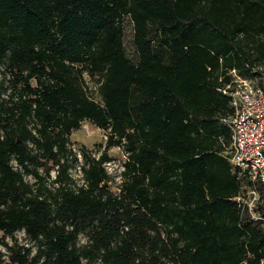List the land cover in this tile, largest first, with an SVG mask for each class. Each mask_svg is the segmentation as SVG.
I'll list each match as a JSON object with an SVG mask.
<instances>
[{
    "label": "trees",
    "instance_id": "trees-1",
    "mask_svg": "<svg viewBox=\"0 0 264 264\" xmlns=\"http://www.w3.org/2000/svg\"><path fill=\"white\" fill-rule=\"evenodd\" d=\"M262 60L264 0H0L13 76L4 96L0 83V264H264L251 214L264 215V189L229 161L219 90ZM84 121L106 140L79 159L69 136ZM112 146L126 154L116 192ZM249 187L252 212L233 199ZM21 229L33 253L4 242Z\"/></svg>",
    "mask_w": 264,
    "mask_h": 264
},
{
    "label": "built area",
    "instance_id": "built-area-1",
    "mask_svg": "<svg viewBox=\"0 0 264 264\" xmlns=\"http://www.w3.org/2000/svg\"><path fill=\"white\" fill-rule=\"evenodd\" d=\"M230 73L232 79L219 88L227 96L231 110L225 119L231 131L229 161L264 189V72H260L261 81L257 83L243 78L234 69ZM233 199L241 209L246 207L252 212L259 194L255 188L249 187ZM251 214L264 224V215Z\"/></svg>",
    "mask_w": 264,
    "mask_h": 264
},
{
    "label": "rangeland",
    "instance_id": "rangeland-1",
    "mask_svg": "<svg viewBox=\"0 0 264 264\" xmlns=\"http://www.w3.org/2000/svg\"><path fill=\"white\" fill-rule=\"evenodd\" d=\"M131 25L130 22L125 19L123 21V41L124 45L127 51L132 50L131 46ZM260 67L258 70L260 72H264V60L260 61ZM9 63L7 62H0V83L2 82V87L7 86L9 87L5 92H2L1 95L7 94L12 88L10 86V80L13 76L9 70ZM85 81L87 83V86L90 91H92V94L94 95V98L99 100L98 94H97V83L94 78H89L87 73H83ZM242 76V75H240ZM260 75L250 77L246 76L243 77L252 83H257L259 82ZM261 81V80H260ZM31 83H34V80L31 79ZM1 90V87H0ZM70 146L71 148L76 151V153L79 155L78 158L80 159V153L79 149L80 147H85L87 148V151L97 157L100 154V151L103 149V145L105 144L106 140V132L102 130L101 128H98L94 126L93 124L84 121L81 124V127L78 130L73 131L70 136ZM228 149V148H227ZM228 152V150H226ZM107 154L111 157V160L106 161L103 163L105 169L107 172L112 176V179L110 181L111 189L113 191H117V184L120 182V171L122 170V163L126 158L125 151L122 146H112L107 150ZM80 161V160H79ZM12 165L15 167L16 164L14 160L11 161ZM39 173L43 174L44 171L42 168H39ZM70 173L72 177L77 179V182L80 183L81 181L79 180L80 177V171H79V163H77L75 166L71 167ZM54 175V172H50V176L52 177ZM24 179L27 180L28 182H33L34 179L31 175H26L24 176ZM2 233L0 232V239H1ZM85 237L84 235L79 236V243L84 242ZM4 242H6L8 245H18V246H25L29 247L31 250V253L34 252L35 246L34 243L28 238V236L25 234V232L21 230H17L13 233V235H6L4 237ZM0 252L2 253L1 259L4 262H9V251L5 248L4 245L0 244ZM99 264V263H98Z\"/></svg>",
    "mask_w": 264,
    "mask_h": 264
}]
</instances>
